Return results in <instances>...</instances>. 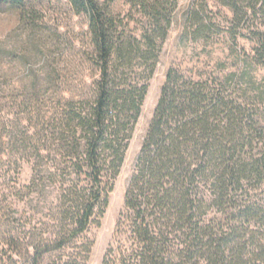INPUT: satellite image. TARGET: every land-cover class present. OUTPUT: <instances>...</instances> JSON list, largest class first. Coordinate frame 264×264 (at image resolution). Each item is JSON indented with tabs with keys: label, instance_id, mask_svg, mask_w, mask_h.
I'll use <instances>...</instances> for the list:
<instances>
[{
	"label": "trees",
	"instance_id": "obj_1",
	"mask_svg": "<svg viewBox=\"0 0 264 264\" xmlns=\"http://www.w3.org/2000/svg\"><path fill=\"white\" fill-rule=\"evenodd\" d=\"M67 1L87 18L92 82L65 89L66 69L32 65L10 91L0 73V264L89 263L178 4L129 0L122 18ZM209 1L232 14L223 33ZM31 2L0 7L36 26ZM186 22L183 39L231 43L232 70L167 71L103 264H264V0H205Z\"/></svg>",
	"mask_w": 264,
	"mask_h": 264
},
{
	"label": "rangeland",
	"instance_id": "obj_2",
	"mask_svg": "<svg viewBox=\"0 0 264 264\" xmlns=\"http://www.w3.org/2000/svg\"><path fill=\"white\" fill-rule=\"evenodd\" d=\"M99 1L109 5L115 15L122 18L130 17L129 0ZM204 1L178 0L174 24L164 44L156 73L150 82L124 165L110 196L109 206L101 224L93 227L89 233L94 241V247L88 264H103L104 255L113 241L116 222L124 206L125 193L159 100L167 71L176 67L186 74L198 77L214 73L216 69L218 70L219 62L226 63L229 66L228 70H232L231 59H229L231 43H227L225 39L222 38L209 44L183 39L188 11L192 7H201ZM29 9L37 12L36 26L20 23L15 11L5 6L0 7V73L7 76L6 81L10 91L22 90V87L28 84L26 68L32 65L36 70L43 66L55 67L57 65L66 69L69 75L64 81L65 89L92 82L95 74L90 69V64L85 57V54L90 52L87 18L84 15H77L67 0H32ZM133 14L135 13L133 12ZM205 16L214 22L221 33L230 27L231 12L217 3L208 2ZM138 19L139 15H135V20ZM136 27L137 25L131 22L130 28L134 32ZM240 43L246 49L251 48V45L245 40H241ZM53 92L54 88L52 87L48 94L52 99ZM23 97L20 95L19 100ZM11 112L15 113V110H11ZM21 163L23 164L19 174H12L13 181L17 180L19 184L27 185L31 180L32 171L27 163ZM48 200L53 201V195L49 196ZM20 207V213H15V217L24 215L22 205ZM10 211L14 214L13 209ZM25 211L27 212V210ZM40 217L43 221V216L40 213L33 217L34 221ZM22 225H24L23 220Z\"/></svg>",
	"mask_w": 264,
	"mask_h": 264
}]
</instances>
